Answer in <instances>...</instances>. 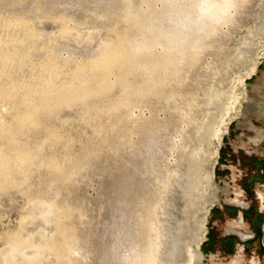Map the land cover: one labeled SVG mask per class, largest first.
<instances>
[{"label":"rangeland","instance_id":"374dc122","mask_svg":"<svg viewBox=\"0 0 264 264\" xmlns=\"http://www.w3.org/2000/svg\"><path fill=\"white\" fill-rule=\"evenodd\" d=\"M170 1L187 5L194 0ZM132 2L135 9L146 10L143 0ZM156 8H162L160 1ZM125 14V0H0V42L7 38L29 42L26 36L30 31L42 37L38 43L43 51L29 52L32 65L23 66L18 74L21 91L37 95L42 88L40 78H51L43 68L45 62L54 58L72 68L87 64L95 57L100 41L120 33L114 26L122 25ZM56 18L71 29V36L66 34L71 39L59 37L62 23L55 22ZM21 21H25V29ZM217 27L196 64L183 65L180 73H168V85H159L145 97H137L133 105L117 106L126 97L123 87L117 85L105 98L63 108L57 118H40L41 129L21 138V143L26 139L35 154L25 168L27 184L0 191V251L15 237L27 239L29 233L39 243L42 237L60 242L51 219L32 224L28 217L36 210L37 201L55 198L52 184L57 183L61 187L58 202L71 208V213L76 209L83 215L77 222L81 224L75 227L82 253L72 264H129L131 249L147 243L146 215L153 206H157L158 221L165 229L160 263L182 264L186 260L185 251L196 248L202 237L203 221L207 218L208 228L219 204L240 191L242 185L234 183L237 176L248 173L252 158L264 161V0H242V6L232 9ZM109 29L115 30L111 33ZM178 29L184 30L181 26L172 30ZM84 34L92 35L93 42L81 43L88 37L85 39ZM76 36L81 37H77L78 43ZM54 47L60 51L52 52ZM41 65H45V72ZM253 66L254 72L248 75ZM61 70L55 75L56 86L69 81L72 71L67 67ZM122 78L129 89H141L148 76L136 71ZM207 97L214 100L205 108L206 128L199 133L189 132V123L205 119L188 103L193 99L202 102ZM236 99L240 108L230 112ZM14 102L9 105L12 109L20 104L18 99ZM5 118L10 124L13 115ZM219 129L223 135L218 145ZM183 145L187 149L182 154ZM194 148L202 150L193 156ZM216 148L218 154L214 157ZM54 160L63 166V174L46 167ZM75 169L76 175L72 174ZM66 174L70 177L65 183L62 178ZM165 182L170 184L168 190H164ZM213 188L217 189L218 202L210 207L212 202L207 198ZM261 194L264 191L258 190L264 211ZM76 215L65 222L75 223ZM48 261L53 264V259ZM209 261L226 263L213 258Z\"/></svg>","mask_w":264,"mask_h":264},{"label":"bare ground","instance_id":"6f19581e","mask_svg":"<svg viewBox=\"0 0 264 264\" xmlns=\"http://www.w3.org/2000/svg\"><path fill=\"white\" fill-rule=\"evenodd\" d=\"M158 1L162 3V8L160 9L156 8ZM142 3L146 7V10L143 12L134 8L132 0H125L126 14L121 21L122 25H117L119 29L114 26L117 31L120 30V33L117 32L115 35L113 34L112 38L109 37L110 39L107 38L108 40L100 41L98 46H96L95 57L91 60L88 59L90 61L87 64L79 63V65H74L75 67L72 68L70 64L54 58L52 61L47 60L50 63L47 62L46 64L45 62L46 66L41 65V70L47 71L51 78L49 79L48 75L49 80L40 78L44 82L41 81L40 85L42 88L37 95H29L27 92L21 91L18 74L23 66L32 65L29 58L31 57V53L29 54V52L34 49L40 52L43 51V48L39 47L40 43H38L42 40V37L37 32L30 31L26 36L29 42L24 39L22 44V41L19 42L13 40V38H7L8 40L0 42V103H2L0 104V191L6 188H19L27 184L28 176L25 168L27 164H30L34 160L35 154H33L32 150H29L27 142H25L26 139L21 143V138H27L31 131L34 132L40 128V118H57L56 116L63 108H73L77 105L85 106L88 104V101L96 98H105L107 95H110V92L117 85L123 87L126 93L125 100L117 104V106L126 108L133 105L137 97H145L159 85L162 87L168 85V73H180L183 65L189 64L193 66L196 64L198 56L208 47V37L214 36L217 33L218 24L229 17L232 9L242 6V0H194L193 3H188L187 5H176L173 2L171 3L170 0H143ZM54 21L62 23L60 18H56ZM165 23L172 25L171 27H166ZM19 24L25 29V21H21ZM180 26L184 30H172ZM59 29L61 30V33H58L59 37L61 35V37L67 39L71 36L68 33L71 29L63 25V23ZM67 33L70 36L67 37ZM88 35L84 38L86 39ZM80 36H76V43H78L77 37L80 40ZM88 37L86 40L82 38L83 40H80L81 43L82 41L93 42L92 35ZM58 49L54 47L52 52L56 53ZM42 66H45L43 67L45 68L44 70ZM63 67L72 70L69 79H67L69 81L63 85L56 86L54 83L58 80L57 72L61 68L63 69ZM38 68L40 69V67ZM254 70L255 66L251 67L248 75L252 74ZM136 71L143 72L148 76V79L143 81L142 84L144 86L141 89H129L122 75ZM56 74L57 76L55 77ZM64 80L66 81V79ZM45 88H48V90H45ZM17 99L20 104L17 107L15 106L13 110L9 105ZM213 100L214 97H207L202 102L193 99V101L188 103V106L193 111L200 114L203 113V119H205L203 122L193 121L189 123V132L193 131L194 133L196 131L199 133V131L206 128L208 115L205 108L213 103ZM237 101L238 99H236L234 105L230 106V112L240 108ZM6 115H13L10 124L6 121ZM48 134L49 136L51 135L50 132H47ZM222 135L221 129L217 130L218 145L220 144ZM186 149L187 145H183L180 150L181 153L183 154ZM199 150L202 149L194 148L193 156ZM217 154L218 150L216 148L214 157ZM46 167L53 172L63 174V166L55 160L47 163ZM72 174H78L77 169ZM61 176L63 177V175ZM69 177L70 175L66 174L62 178V181L66 183ZM212 179V175L211 177L209 176V186L212 184ZM58 183L60 184L61 181ZM56 184H52L55 198L50 201H37L36 210H32L28 214V217L32 224L35 222L44 223V221L51 219V222L56 224L55 232L58 231L57 236L60 237L61 240L58 239L60 242L52 237L50 239L42 237L41 240L43 242L39 243V241H35V235L32 233H29L30 236L26 237L27 239H20L21 237L19 236V238L15 237L14 240L11 238L12 241L0 251V264H45L46 261L47 263L49 262V259H53V264H72L78 261L76 260V256L79 257L82 252H80V238L76 225L78 221H81L83 215L76 209H72L71 213V208L58 202L57 198L60 196L61 187L58 188ZM163 185L164 190H168L170 187V184L167 182ZM209 193L210 196L207 199L209 202H212L210 205L212 207L217 196V189L213 188ZM156 207L147 208L146 225L149 234L147 243L141 247H133L131 249L128 254V257L131 258L129 264H161L158 256L161 244L165 238V229L164 224L162 223V226L158 221ZM75 213L78 214L76 215V217L78 216V219L75 220L76 222L71 223L70 221V225L69 223L67 224L65 220L69 221L70 217ZM208 213L209 210L207 213L205 212V215L208 216ZM206 223L207 218L201 225V231L199 230L202 233V237L198 240L196 248L185 251L186 260L183 259L185 253L182 254V259L185 260L182 264H200V251L206 232ZM36 233L37 235L39 234L37 231ZM19 234L21 233L19 232ZM39 236L41 237L40 234Z\"/></svg>","mask_w":264,"mask_h":264},{"label":"flooded vegetation","instance_id":"af4514ba","mask_svg":"<svg viewBox=\"0 0 264 264\" xmlns=\"http://www.w3.org/2000/svg\"><path fill=\"white\" fill-rule=\"evenodd\" d=\"M246 155L252 157L251 154ZM236 179L234 183L239 182L242 188L231 194L234 198L223 201L213 211L200 251V264L205 261L208 264L210 258L220 262L225 260L223 264H262L264 211L258 190L264 191V161L252 158L248 173H242ZM261 199L264 200V194H261ZM216 202L218 196L213 205Z\"/></svg>","mask_w":264,"mask_h":264}]
</instances>
